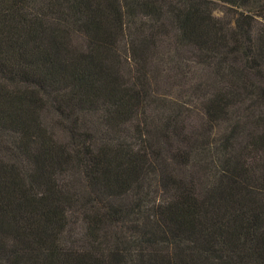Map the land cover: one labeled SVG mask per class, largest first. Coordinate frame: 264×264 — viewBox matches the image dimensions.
I'll use <instances>...</instances> for the list:
<instances>
[{
    "label": "trees",
    "instance_id": "obj_1",
    "mask_svg": "<svg viewBox=\"0 0 264 264\" xmlns=\"http://www.w3.org/2000/svg\"><path fill=\"white\" fill-rule=\"evenodd\" d=\"M0 264H264V0H0Z\"/></svg>",
    "mask_w": 264,
    "mask_h": 264
},
{
    "label": "rangeland",
    "instance_id": "obj_2",
    "mask_svg": "<svg viewBox=\"0 0 264 264\" xmlns=\"http://www.w3.org/2000/svg\"><path fill=\"white\" fill-rule=\"evenodd\" d=\"M220 14V13H219ZM169 94L171 100H178L180 102H187L191 104L193 107L196 106L193 99L190 97V92L187 88H176L172 90L170 93L167 92V95Z\"/></svg>",
    "mask_w": 264,
    "mask_h": 264
}]
</instances>
